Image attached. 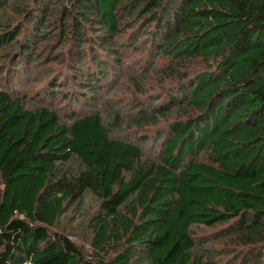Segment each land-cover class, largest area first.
Masks as SVG:
<instances>
[{"label":"trees","instance_id":"obj_1","mask_svg":"<svg viewBox=\"0 0 264 264\" xmlns=\"http://www.w3.org/2000/svg\"><path fill=\"white\" fill-rule=\"evenodd\" d=\"M0 264H264V0H0Z\"/></svg>","mask_w":264,"mask_h":264},{"label":"rangeland","instance_id":"obj_2","mask_svg":"<svg viewBox=\"0 0 264 264\" xmlns=\"http://www.w3.org/2000/svg\"><path fill=\"white\" fill-rule=\"evenodd\" d=\"M137 57H138V55H137ZM135 59H136L135 55L129 56L128 58H126V63L129 62V61H133ZM130 64H132V62ZM142 68H143V61H140L139 64L134 63L133 67H132V65H130L128 67L126 66V69H125L126 74L121 78V79H123L122 80V84H121V89H120L122 94L127 93V88H134V89L137 88L138 84H136L135 82L139 83V85L143 88L144 82L147 81V79H143V80L137 81V77L140 75L141 72H143ZM120 70L122 71L123 69H120ZM41 72H42V75H43V70H41ZM152 77H153L152 84H154V86H152L151 84H147V86H145V88H143L144 91L147 90V88H150V89H148L147 92H150L152 89L158 90V89L162 88V79L160 77L156 76V75H153ZM18 78L23 80V77H22L20 72L18 73ZM23 82L24 81H21V80L14 81V84H16V86H17L16 89L23 88V86H22ZM104 83H105V81H104ZM153 146H154V144H152V142H148L145 147H146V149L148 150L149 153L155 154L154 152L157 153L158 152V148L160 146L154 148V151L152 149ZM149 149L152 150V151L150 152ZM93 203H94V201H91V200L86 201L85 204H84V210L86 211V210L92 209ZM69 214H70V216H72V214H75V212L71 211ZM68 220H69L68 216H64V222L66 223ZM77 240H79L81 242H84L85 238L83 236H79Z\"/></svg>","mask_w":264,"mask_h":264}]
</instances>
